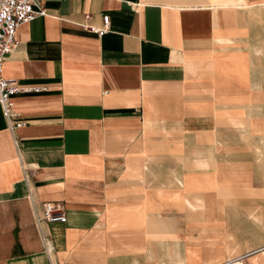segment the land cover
Wrapping results in <instances>:
<instances>
[{"label": "crops", "instance_id": "1", "mask_svg": "<svg viewBox=\"0 0 264 264\" xmlns=\"http://www.w3.org/2000/svg\"><path fill=\"white\" fill-rule=\"evenodd\" d=\"M43 6L2 65L43 90L0 110V264H264V0Z\"/></svg>", "mask_w": 264, "mask_h": 264}, {"label": "built area", "instance_id": "2", "mask_svg": "<svg viewBox=\"0 0 264 264\" xmlns=\"http://www.w3.org/2000/svg\"><path fill=\"white\" fill-rule=\"evenodd\" d=\"M45 14L43 0H0V110L7 122L10 131L20 127L23 122L18 119V113L12 109L11 98L17 93L37 92L43 90L35 86H21L16 80L6 78L2 74V65L6 55L15 46V31L21 23L32 21L38 16ZM89 14H85L88 18ZM102 25L99 27L85 26V28L102 36L108 30V16L102 15ZM65 216L58 204L44 202L41 204L39 213H34V222L38 225L40 222H63ZM44 244V252L47 257L52 251L51 243L41 236ZM224 263V262H223ZM221 263V264H223ZM61 264H70L63 262Z\"/></svg>", "mask_w": 264, "mask_h": 264}, {"label": "rangeland", "instance_id": "3", "mask_svg": "<svg viewBox=\"0 0 264 264\" xmlns=\"http://www.w3.org/2000/svg\"><path fill=\"white\" fill-rule=\"evenodd\" d=\"M227 3H232V1H227ZM264 139V138H263ZM263 139H260V141H263ZM249 141H247V139L244 137L242 139V143L243 144H246V145H250V144H257L256 142L253 141V143H250V138H248ZM257 150V149H256ZM258 155H261V159L264 160V154H258ZM229 259H232V258H229Z\"/></svg>", "mask_w": 264, "mask_h": 264}, {"label": "bare ground", "instance_id": "4", "mask_svg": "<svg viewBox=\"0 0 264 264\" xmlns=\"http://www.w3.org/2000/svg\"><path fill=\"white\" fill-rule=\"evenodd\" d=\"M237 259L238 258H236V260L235 259H228V261L224 262L223 264H242L240 261H237Z\"/></svg>", "mask_w": 264, "mask_h": 264}]
</instances>
